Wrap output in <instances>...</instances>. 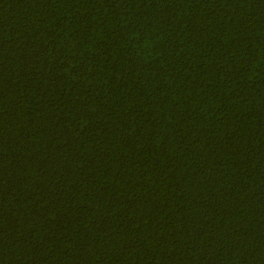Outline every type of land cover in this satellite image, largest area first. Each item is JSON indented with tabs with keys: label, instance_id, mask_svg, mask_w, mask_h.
I'll list each match as a JSON object with an SVG mask.
<instances>
[{
	"label": "trees",
	"instance_id": "1",
	"mask_svg": "<svg viewBox=\"0 0 264 264\" xmlns=\"http://www.w3.org/2000/svg\"><path fill=\"white\" fill-rule=\"evenodd\" d=\"M0 264H264V0H0Z\"/></svg>",
	"mask_w": 264,
	"mask_h": 264
}]
</instances>
